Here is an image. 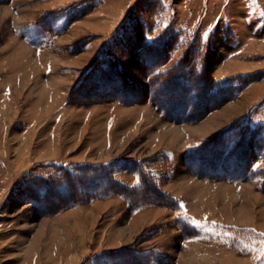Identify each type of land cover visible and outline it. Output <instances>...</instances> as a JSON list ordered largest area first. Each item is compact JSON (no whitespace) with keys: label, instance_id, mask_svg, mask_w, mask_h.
<instances>
[{"label":"rangeland","instance_id":"rangeland-1","mask_svg":"<svg viewBox=\"0 0 264 264\" xmlns=\"http://www.w3.org/2000/svg\"><path fill=\"white\" fill-rule=\"evenodd\" d=\"M0 264H264V0H0Z\"/></svg>","mask_w":264,"mask_h":264},{"label":"trees","instance_id":"trees-1","mask_svg":"<svg viewBox=\"0 0 264 264\" xmlns=\"http://www.w3.org/2000/svg\"><path fill=\"white\" fill-rule=\"evenodd\" d=\"M179 102H181V101H179ZM99 167L100 166H91L90 168H88V166H86V167L83 168L84 171H82V173L79 176H77V175H75V176L77 177V180L80 179V181L81 180L84 181V179L90 178L89 182L91 184H94L97 187L98 185H100V184H98V181H101L102 178L104 177L103 173L102 174H99L98 171L96 170ZM149 178H145V176H143V178L141 179V181H142L141 183L144 184V181H145V184H146V186L144 187V190H145V193L144 194L146 195L145 197H147V198L148 197H151V196H155V193L158 194L157 191L156 192H153L151 195L148 193L149 192V189H151V187H150L151 185L149 183L150 182ZM114 184H117L118 185V183L112 177H109L106 180V184L103 185V186H105V188H107V189H111V188H113V185Z\"/></svg>","mask_w":264,"mask_h":264}]
</instances>
